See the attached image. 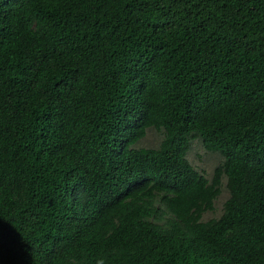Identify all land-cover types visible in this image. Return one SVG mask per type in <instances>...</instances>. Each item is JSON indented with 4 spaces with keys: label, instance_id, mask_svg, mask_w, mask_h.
I'll use <instances>...</instances> for the list:
<instances>
[{
    "label": "trees",
    "instance_id": "1",
    "mask_svg": "<svg viewBox=\"0 0 264 264\" xmlns=\"http://www.w3.org/2000/svg\"><path fill=\"white\" fill-rule=\"evenodd\" d=\"M0 264H264V0H0Z\"/></svg>",
    "mask_w": 264,
    "mask_h": 264
},
{
    "label": "rangeland",
    "instance_id": "2",
    "mask_svg": "<svg viewBox=\"0 0 264 264\" xmlns=\"http://www.w3.org/2000/svg\"><path fill=\"white\" fill-rule=\"evenodd\" d=\"M162 134L155 129H149L147 136L139 142V146H156L160 142ZM191 161L199 168L206 171L208 177L212 176L215 166L220 162L221 157L217 153L208 152L196 141L190 150ZM228 196V192L225 189L220 196L217 204L219 209L222 207L223 202Z\"/></svg>",
    "mask_w": 264,
    "mask_h": 264
},
{
    "label": "clouds",
    "instance_id": "3",
    "mask_svg": "<svg viewBox=\"0 0 264 264\" xmlns=\"http://www.w3.org/2000/svg\"><path fill=\"white\" fill-rule=\"evenodd\" d=\"M54 201H55V200H54ZM54 201H53V202H54Z\"/></svg>",
    "mask_w": 264,
    "mask_h": 264
}]
</instances>
